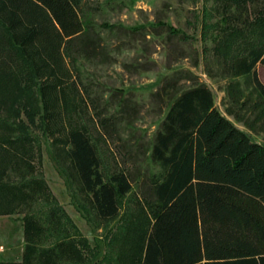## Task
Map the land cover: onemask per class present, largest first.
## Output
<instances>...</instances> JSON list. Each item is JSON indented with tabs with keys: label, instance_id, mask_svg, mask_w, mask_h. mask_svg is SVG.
Wrapping results in <instances>:
<instances>
[{
	"label": "trees",
	"instance_id": "obj_1",
	"mask_svg": "<svg viewBox=\"0 0 264 264\" xmlns=\"http://www.w3.org/2000/svg\"><path fill=\"white\" fill-rule=\"evenodd\" d=\"M216 1L218 18L213 22L207 20L210 8H202L201 39L210 36L215 43L228 72L224 87L230 100H239L238 107L252 101L250 109L262 117L264 84L256 65L264 66V0L262 7L258 0ZM98 46L82 19V0H0V110L14 104V116L20 109L23 117L37 114V123H28L59 146L95 216L107 221L118 214L119 199L131 192L132 175L119 171L104 176L88 133L67 123L74 52L86 56L88 47L97 54ZM180 78L192 85L174 88ZM238 78L249 85L247 93ZM32 95L35 106L29 104ZM163 95L166 110L148 152L158 170L142 189L145 205L139 208L135 200L138 214L129 212L112 236L107 231L114 260L102 256L99 261L264 264V142L253 137L250 121L234 115L245 130L222 114L210 89L191 73L178 71L163 79L153 96ZM19 129L0 117V215L22 211L24 235L20 261L0 264H79L76 245L83 238L66 232L76 228L43 180L31 170L24 172L19 154H31L23 146L33 136L7 134ZM45 230L56 237L42 246Z\"/></svg>",
	"mask_w": 264,
	"mask_h": 264
},
{
	"label": "rangeland",
	"instance_id": "obj_2",
	"mask_svg": "<svg viewBox=\"0 0 264 264\" xmlns=\"http://www.w3.org/2000/svg\"><path fill=\"white\" fill-rule=\"evenodd\" d=\"M261 1L256 2L258 7H262ZM217 2L82 0V19L99 46L97 54L89 53L88 47L86 56L83 52H74L76 71L70 87L72 103L67 123L71 127H82L88 133L104 176L125 171L130 172L133 179L131 192L119 199L118 214L107 221L95 216L59 146L50 143L38 127L28 123L36 124L37 114L23 117L20 109L14 116L11 114L14 104L6 108V112L0 110L1 118L20 126L19 131L7 134L15 137L23 132L22 135L33 136L30 141L24 140L23 146L25 150L31 149V154L18 153L24 162L21 166H25L24 172L31 170V175L43 180L55 205L76 228V232L69 229L66 232L83 238L75 246L79 264H102L99 261L102 256L114 260L105 234L109 230L112 236L127 220L129 212L136 211L135 200L137 207L145 205L142 189L147 185L149 174L158 170L149 160L148 152L166 110L165 95L161 99L153 96L163 79L173 77L178 71L191 73L196 81L210 89L213 104L222 114L241 129L247 130L234 115L250 121L253 137L264 142V115L256 117V110L250 109L252 101L238 107L239 100L237 103L230 100L224 87L229 80L228 72L213 49L215 43L210 36L201 39L202 8H210L207 20L213 22L218 18ZM167 25L177 32H169ZM258 74L264 84V68L259 67ZM237 80L243 94L247 93L249 85L243 78ZM175 84L174 88L185 89L192 85V80L180 78ZM35 102L32 95L29 104L35 106ZM7 173L10 179H16L12 172ZM22 214L18 210L0 215V262L18 263L21 259L24 246ZM54 233L42 234L40 245L52 243L56 237Z\"/></svg>",
	"mask_w": 264,
	"mask_h": 264
},
{
	"label": "crops",
	"instance_id": "obj_3",
	"mask_svg": "<svg viewBox=\"0 0 264 264\" xmlns=\"http://www.w3.org/2000/svg\"><path fill=\"white\" fill-rule=\"evenodd\" d=\"M259 67H261V68H264V66L263 65H256V73H257V77H258V79H259V74H258V70H259ZM259 81H260V79H259ZM261 82V81H260ZM262 83V82H261ZM263 84V83H262Z\"/></svg>",
	"mask_w": 264,
	"mask_h": 264
},
{
	"label": "built area",
	"instance_id": "obj_4",
	"mask_svg": "<svg viewBox=\"0 0 264 264\" xmlns=\"http://www.w3.org/2000/svg\"><path fill=\"white\" fill-rule=\"evenodd\" d=\"M1 247V246H0Z\"/></svg>",
	"mask_w": 264,
	"mask_h": 264
}]
</instances>
